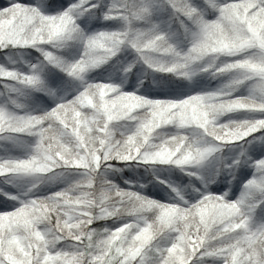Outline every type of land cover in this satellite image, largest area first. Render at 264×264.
I'll list each match as a JSON object with an SVG mask.
<instances>
[{
  "label": "snow or ice",
  "instance_id": "obj_1",
  "mask_svg": "<svg viewBox=\"0 0 264 264\" xmlns=\"http://www.w3.org/2000/svg\"><path fill=\"white\" fill-rule=\"evenodd\" d=\"M0 264H264V0H0Z\"/></svg>",
  "mask_w": 264,
  "mask_h": 264
},
{
  "label": "trees",
  "instance_id": "obj_2",
  "mask_svg": "<svg viewBox=\"0 0 264 264\" xmlns=\"http://www.w3.org/2000/svg\"><path fill=\"white\" fill-rule=\"evenodd\" d=\"M97 78L99 79L100 77H97ZM105 223L107 224V226H111V222L109 221V222H102V223L95 224L94 227H103L105 226Z\"/></svg>",
  "mask_w": 264,
  "mask_h": 264
}]
</instances>
